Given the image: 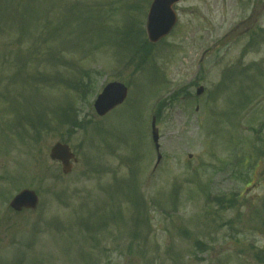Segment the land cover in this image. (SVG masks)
<instances>
[{
	"label": "rangeland",
	"instance_id": "rangeland-1",
	"mask_svg": "<svg viewBox=\"0 0 264 264\" xmlns=\"http://www.w3.org/2000/svg\"><path fill=\"white\" fill-rule=\"evenodd\" d=\"M150 2L0 0V264H264V0H180L152 44Z\"/></svg>",
	"mask_w": 264,
	"mask_h": 264
},
{
	"label": "water",
	"instance_id": "water-1",
	"mask_svg": "<svg viewBox=\"0 0 264 264\" xmlns=\"http://www.w3.org/2000/svg\"><path fill=\"white\" fill-rule=\"evenodd\" d=\"M179 0H153L147 15L146 31L148 39L156 42L169 33L176 23L177 16L173 9V4ZM203 87H199L196 93L199 95ZM127 96V88L120 82H110L98 94L94 101V108L98 115H104L115 106L121 104ZM152 139L155 147L159 148V134L156 127V118L152 117ZM49 157L52 160H58L62 164L63 173H69L72 170V161L76 162L74 153L70 147L61 142H56L49 151ZM160 158V155L158 156ZM72 160V161H71ZM37 196L33 190L24 189L16 194L10 202V206L15 210L22 208H35Z\"/></svg>",
	"mask_w": 264,
	"mask_h": 264
},
{
	"label": "trees",
	"instance_id": "trees-1",
	"mask_svg": "<svg viewBox=\"0 0 264 264\" xmlns=\"http://www.w3.org/2000/svg\"><path fill=\"white\" fill-rule=\"evenodd\" d=\"M142 45L137 47L138 50H142ZM64 121L67 122L72 128H84L87 121H81L78 119L77 114L70 108L68 112L64 113Z\"/></svg>",
	"mask_w": 264,
	"mask_h": 264
}]
</instances>
